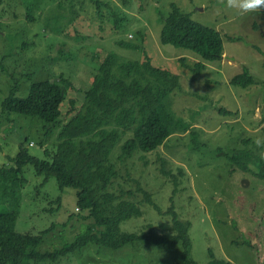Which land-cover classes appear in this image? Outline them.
I'll use <instances>...</instances> for the list:
<instances>
[{
  "label": "rangeland",
  "instance_id": "rangeland-1",
  "mask_svg": "<svg viewBox=\"0 0 264 264\" xmlns=\"http://www.w3.org/2000/svg\"><path fill=\"white\" fill-rule=\"evenodd\" d=\"M226 0H4L0 7V167L12 165L25 140L29 153L50 159L62 125L81 110L84 91L102 60L111 53L125 61H151L177 75L180 85L164 104L168 113L188 125L145 159L127 162L126 190L142 202L144 214L122 226L140 232L145 225L171 222L168 210L192 223L191 258L208 264L211 255L233 264H264V180L230 163L234 151H264L254 140L264 137V8L241 13ZM176 9L203 26L220 32L225 57L194 72L201 58L160 41L164 19ZM124 18L120 29L114 17ZM118 42L137 45L129 49ZM247 70L255 83L244 89L230 81ZM70 81L68 100L57 127L44 129L39 118L8 115L3 102L18 82V97L33 83ZM14 80V81H13ZM70 100L75 102L72 108ZM185 125V126H186ZM50 132V133H49ZM264 161V159H263ZM162 169L170 175L162 173ZM125 175V171H122ZM176 177L175 190L172 177ZM16 231L42 234L35 251L63 250L85 236L101 237L104 229L79 210L77 191H59L55 178L44 187L43 176L25 168ZM138 182V183H137ZM141 188L161 208L144 200ZM175 191V193H174ZM61 198L60 206L56 204ZM144 205V206H143ZM2 205L0 204V210ZM51 209H54L51 211ZM46 231V232H45ZM43 264H184L182 246L160 247L136 242L122 249L90 244L58 262Z\"/></svg>",
  "mask_w": 264,
  "mask_h": 264
},
{
  "label": "trees",
  "instance_id": "trees-1",
  "mask_svg": "<svg viewBox=\"0 0 264 264\" xmlns=\"http://www.w3.org/2000/svg\"><path fill=\"white\" fill-rule=\"evenodd\" d=\"M4 0H0L2 7ZM115 27L120 29L124 18L115 16ZM160 41L163 45L193 52L201 58L194 72L199 74L207 64L220 62L224 57V44L220 32L194 22L190 15L174 9L164 19ZM129 49L137 45L118 42ZM14 81V80H13ZM255 83L253 76L245 70L236 75L230 84L244 89ZM84 91L83 105L75 116L62 125L58 145L52 152L46 151L50 159L41 160L31 155L21 143L12 165L0 167V264H43L58 262L90 244L122 249L136 242L155 246H182L184 264H199L191 258V221L181 219L176 212L174 200L167 211L171 222L157 226L148 224L140 232L122 231L124 223L140 218L144 214L142 202L136 200L131 189L126 190L130 173L127 162L162 147L177 129L188 127L173 118L164 104L167 97L179 88L180 79L167 70L156 67L151 61H125L116 54H108L93 75ZM72 83L63 77L33 83L27 97H18V82L11 88L3 102L2 111L8 115L39 118L44 129L57 127L63 117L62 106L68 100ZM72 108L75 102L70 100ZM186 125V126H185ZM50 133V132H49ZM230 163L244 172H251V165L257 168L255 176L264 180V161L260 155L250 151H234ZM32 166L37 176H43L41 187L55 178L59 191H77L79 210L88 213L95 225L104 229L101 237L85 236L63 250L49 254H38L42 234L19 233L16 224L22 208L21 195L26 185L25 168ZM125 175H122V171ZM162 173L170 175L162 169ZM175 190L176 177H172ZM123 180V184L119 181ZM138 183V182H137ZM143 192L144 200L159 214L161 208L155 205L149 192ZM175 193V191H174ZM61 198L56 204L60 206ZM144 206V205H143ZM54 209H51L53 211ZM46 232V231H45ZM208 264H233L217 260L211 255Z\"/></svg>",
  "mask_w": 264,
  "mask_h": 264
},
{
  "label": "clouds",
  "instance_id": "clouds-1",
  "mask_svg": "<svg viewBox=\"0 0 264 264\" xmlns=\"http://www.w3.org/2000/svg\"><path fill=\"white\" fill-rule=\"evenodd\" d=\"M225 6L238 8L241 13H249L264 8V0H226ZM254 143L258 148L264 147V137L258 136ZM259 155L261 159H264V151H261Z\"/></svg>",
  "mask_w": 264,
  "mask_h": 264
},
{
  "label": "crops",
  "instance_id": "crops-1",
  "mask_svg": "<svg viewBox=\"0 0 264 264\" xmlns=\"http://www.w3.org/2000/svg\"><path fill=\"white\" fill-rule=\"evenodd\" d=\"M224 57H225V51H224ZM224 57H223V59H224Z\"/></svg>",
  "mask_w": 264,
  "mask_h": 264
}]
</instances>
